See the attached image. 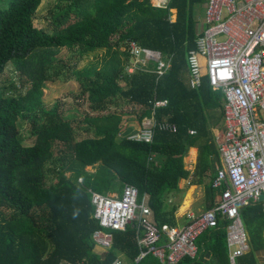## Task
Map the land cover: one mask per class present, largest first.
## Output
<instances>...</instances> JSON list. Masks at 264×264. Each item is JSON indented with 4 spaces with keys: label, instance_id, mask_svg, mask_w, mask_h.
Segmentation results:
<instances>
[{
    "label": "trees",
    "instance_id": "16d2710c",
    "mask_svg": "<svg viewBox=\"0 0 264 264\" xmlns=\"http://www.w3.org/2000/svg\"><path fill=\"white\" fill-rule=\"evenodd\" d=\"M40 2L0 0V73L11 62L22 77L18 87L0 84V264H110L117 256L126 264H163L150 253L135 261L134 223L112 230L111 246L95 251L92 232L99 225L87 189L120 194L124 184L134 185L139 200L147 197L155 225L185 222L175 216L184 195L181 179L203 185L202 207L213 206L218 190L211 182L220 167L213 131L221 127L222 94L205 73L197 88L184 80L188 51L201 33L204 0H170L166 7L150 0H57L46 23L36 26ZM131 40L170 57L163 76L156 79L151 71L154 61L127 71ZM61 48L75 51V62L55 64ZM102 48L101 61L76 67ZM61 69L77 83L75 96L88 103L81 118L64 117L58 103L43 105L42 88ZM158 99L167 104L154 109L155 118L168 117L176 132L155 130L151 142L119 135L131 131L126 119L140 122ZM24 119L34 136L30 145L19 135L18 121ZM191 147L197 154L189 170L184 157ZM240 216L249 250L236 264H264L261 201L241 207ZM224 224L203 231L196 256L177 264H229Z\"/></svg>",
    "mask_w": 264,
    "mask_h": 264
},
{
    "label": "built area",
    "instance_id": "2783aa9c",
    "mask_svg": "<svg viewBox=\"0 0 264 264\" xmlns=\"http://www.w3.org/2000/svg\"><path fill=\"white\" fill-rule=\"evenodd\" d=\"M169 1L150 0L156 7H166ZM204 8V26L187 54V83L190 88L199 87L205 73L211 88L222 94L221 127L213 132L220 157V167L211 182L218 190L216 200L211 208L186 210L183 224L155 225L150 220L147 197L139 200L134 185L124 184L120 194L87 189L99 225L92 232V240L100 250L111 246L112 230H125L134 223L139 248L135 261L150 253L163 264H177L184 257L196 256L197 237L219 221L225 222L229 264H236L237 258L249 250L240 208L260 201L264 194V0H204ZM170 11L174 20L175 9ZM126 49L131 57L128 72L135 66L146 69L148 61H154L151 71L157 79L170 67V57L134 40ZM152 104L150 115L121 136L151 142L155 130L177 131L168 117L155 118L154 109L165 106L167 100H154ZM188 132L193 135L196 130ZM261 209L264 213V199ZM110 264H122L121 256Z\"/></svg>",
    "mask_w": 264,
    "mask_h": 264
},
{
    "label": "rangeland",
    "instance_id": "374dc122",
    "mask_svg": "<svg viewBox=\"0 0 264 264\" xmlns=\"http://www.w3.org/2000/svg\"><path fill=\"white\" fill-rule=\"evenodd\" d=\"M57 0H41L38 8L35 11L34 14V20L33 23L36 26H43L44 23H46V16L47 11L49 7L54 6L55 2ZM173 13V11L171 12ZM198 22L200 29L203 28L204 22H205V11L204 8L200 10L198 13ZM219 40H222L223 37H218ZM106 55V50L104 48L95 50L93 52H90L88 55L84 56L82 59L78 60L77 63H75L77 68H81L87 63L90 62H96L101 61L103 57ZM76 56L75 51L68 50L66 48H61L56 54H55V64L59 62L70 64L75 62L72 59ZM58 67V65L56 66ZM52 68L50 72L52 73L57 68ZM204 71V68H203ZM57 78L55 80H48L46 81L45 85L42 88L43 94H42V102L43 105L46 107H51L54 103H58L59 108L61 109V113L64 117L70 118V117H82L83 114L87 113L88 111V103L85 101L83 97H76L75 95L78 93V85L74 81L73 78H70L67 75V69H61V72L56 76ZM20 74L19 71L16 69V67L11 63L8 62L3 70L2 73H0V84L1 85H9L10 81L14 83L16 87L20 84ZM29 85L26 84V88ZM26 88H23L22 91L24 92ZM131 119V118H130ZM132 120V119H131ZM135 126V123L126 122V125ZM18 129H19V135L22 139V143L25 145H30L34 142V136L31 134V127L30 122L28 120H19L18 121ZM216 130L214 129L213 132ZM122 134V131L119 133V135ZM195 150L194 155L190 154V149L188 150L187 155L184 157V163L185 167L189 170L193 169L195 160H196V154L197 149L196 147H193ZM87 170H91V166L86 167ZM189 179V178H188ZM188 179H181L179 181V186L183 189L184 195L181 201V205L179 206L178 210L183 209V202L187 196V193L192 186L193 190L191 192V200L190 203H193L192 208L193 209H203L202 203H203V197H204V187L203 185H190L188 184ZM196 209V210H197ZM264 234V233H263ZM95 251H100V249L96 246H94ZM97 249V250H96ZM99 249V250H98ZM264 254V249H263ZM122 264H126L124 261V258L121 256Z\"/></svg>",
    "mask_w": 264,
    "mask_h": 264
},
{
    "label": "crops",
    "instance_id": "0c3cea01",
    "mask_svg": "<svg viewBox=\"0 0 264 264\" xmlns=\"http://www.w3.org/2000/svg\"><path fill=\"white\" fill-rule=\"evenodd\" d=\"M204 10H205V8H204ZM204 24V23H203ZM187 76L186 77H184V80H185V82H187L188 80H187ZM127 121H129V122H134L135 123V126L133 127V126H130V125H126V127H125V129H130V130H133V129H135L137 126H138V124H139V122H138V120L137 119H126V122ZM126 122H125V124H126ZM190 185H195V184H190ZM180 187V186H179ZM183 205H184V202H183ZM192 206H193V203H189V205L187 206V207H183V209H181V210H177V212L175 213V216L177 217V218H183L184 217V213H185V211L186 210H189V211H195L196 209H193L192 208ZM179 209V208H178ZM199 209V208H198ZM197 209V210H198ZM97 250V249H96ZM99 250V249H98Z\"/></svg>",
    "mask_w": 264,
    "mask_h": 264
},
{
    "label": "bare ground",
    "instance_id": "6f19581e",
    "mask_svg": "<svg viewBox=\"0 0 264 264\" xmlns=\"http://www.w3.org/2000/svg\"><path fill=\"white\" fill-rule=\"evenodd\" d=\"M194 153H195V150H194V148L193 147H191V149H190V154L191 155H194ZM193 187L191 186L190 187V189H189V191H188V193H187V196H186V198H185V200H184V205H183V207H187L188 205H189V203H190V200H191V192H192V189Z\"/></svg>",
    "mask_w": 264,
    "mask_h": 264
},
{
    "label": "water",
    "instance_id": "95a60500",
    "mask_svg": "<svg viewBox=\"0 0 264 264\" xmlns=\"http://www.w3.org/2000/svg\"><path fill=\"white\" fill-rule=\"evenodd\" d=\"M264 199V194H262L260 197H259V200H263Z\"/></svg>",
    "mask_w": 264,
    "mask_h": 264
}]
</instances>
